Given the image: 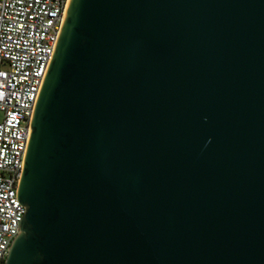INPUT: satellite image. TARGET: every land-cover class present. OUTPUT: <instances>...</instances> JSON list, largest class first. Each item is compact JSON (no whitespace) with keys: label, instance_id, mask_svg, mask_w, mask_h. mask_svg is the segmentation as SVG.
Returning <instances> with one entry per match:
<instances>
[{"label":"water","instance_id":"obj_1","mask_svg":"<svg viewBox=\"0 0 264 264\" xmlns=\"http://www.w3.org/2000/svg\"><path fill=\"white\" fill-rule=\"evenodd\" d=\"M3 264H264V0H67Z\"/></svg>","mask_w":264,"mask_h":264},{"label":"built area","instance_id":"obj_2","mask_svg":"<svg viewBox=\"0 0 264 264\" xmlns=\"http://www.w3.org/2000/svg\"><path fill=\"white\" fill-rule=\"evenodd\" d=\"M67 0H0V264L19 233L16 200L31 112Z\"/></svg>","mask_w":264,"mask_h":264},{"label":"rangeland","instance_id":"obj_3","mask_svg":"<svg viewBox=\"0 0 264 264\" xmlns=\"http://www.w3.org/2000/svg\"><path fill=\"white\" fill-rule=\"evenodd\" d=\"M0 118H1V113H0Z\"/></svg>","mask_w":264,"mask_h":264}]
</instances>
